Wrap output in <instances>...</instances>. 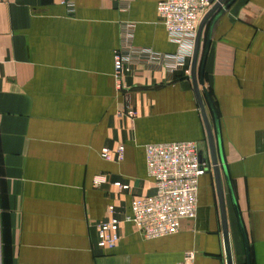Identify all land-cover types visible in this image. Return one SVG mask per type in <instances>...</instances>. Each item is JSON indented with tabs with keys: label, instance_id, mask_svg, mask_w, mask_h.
<instances>
[{
	"label": "crops",
	"instance_id": "1",
	"mask_svg": "<svg viewBox=\"0 0 264 264\" xmlns=\"http://www.w3.org/2000/svg\"><path fill=\"white\" fill-rule=\"evenodd\" d=\"M158 1L0 0V264H175L186 250L195 251L193 264H226L211 170L199 179L196 217L176 233L145 239L122 221L117 245L97 246L109 204L123 218L133 198L154 193L146 143L192 140L209 156L184 72L192 57L172 73L141 65L114 75L126 25L135 46L175 51ZM202 77L200 100L217 152L205 87L232 191L221 169L232 262H246L239 216L253 264H264V0H235L215 18ZM118 145L121 160L100 156Z\"/></svg>",
	"mask_w": 264,
	"mask_h": 264
},
{
	"label": "built area",
	"instance_id": "2",
	"mask_svg": "<svg viewBox=\"0 0 264 264\" xmlns=\"http://www.w3.org/2000/svg\"><path fill=\"white\" fill-rule=\"evenodd\" d=\"M218 0H160L156 12L164 25L169 40L175 44L173 52H158L150 47L135 46L133 31L122 27L119 46L113 51L114 75L133 73L141 65L160 68L168 73L184 69L186 61L193 55L197 29L202 16ZM71 10L72 5L68 4ZM184 72L189 75V69ZM132 114V111H129ZM146 175L154 185V193L138 196L131 200L130 212L119 218L115 206L109 204L110 214L96 224L97 246L101 249L114 248L119 239L120 223L130 222L145 239H154L176 233L183 219H193L197 213L200 176L212 170L210 158L192 140L146 143L143 146ZM123 145L111 151L104 147L100 156L105 160L123 158ZM104 181L95 177L97 186ZM119 189L128 188L119 181L113 183ZM195 251L186 250L182 259L175 264H193Z\"/></svg>",
	"mask_w": 264,
	"mask_h": 264
},
{
	"label": "water",
	"instance_id": "3",
	"mask_svg": "<svg viewBox=\"0 0 264 264\" xmlns=\"http://www.w3.org/2000/svg\"><path fill=\"white\" fill-rule=\"evenodd\" d=\"M234 1L235 0H218L202 16V18L199 22V25H198L197 34H196V38H195V45H194V51H193L192 60H191V70H190V78L192 80L196 94L199 98L200 111L202 113V116L204 118V121H205L206 127H207L209 158L211 160V163L213 164L212 171L214 174L216 189H217V194H218L220 218H221V223H222V237H223V245H224V251H225L226 264H233V262H232L231 251H230L228 225H227L225 206H224V196H223V191H222L221 171H220V167L218 164V161L221 163V165L223 163L222 151H221V139H220L219 126H218V116H217L214 105L212 104L205 87H202V91L208 99V103H209V106L211 108V111H212L213 117H214L215 130H216L215 134H216L217 149H218V151L216 152L214 135H213L212 129L210 127V124L208 123V121L206 119V115H205V112H204V109L202 106V102L200 100V92H199V88H198L197 74L199 73V84L203 85L204 84L203 83V77H202L203 76V67H204V60H205V56H206V52H207L208 44H209V40H210L211 26L213 25L215 18L220 13H222L225 8L229 7ZM207 23L209 24V30L206 34V39H205V43H204L203 51H202L203 32H204V28H205ZM201 52L203 53L202 57H201ZM200 57H201V61L199 64ZM222 169H223V173H224V176L226 179L228 189H229L230 194L232 196V193H231L232 191H231V187H230V183H229L228 174H227L225 167H223V165H222ZM234 202L235 201L233 200V204H234L235 209L237 211V207L235 205L236 203H234ZM238 221L240 224L241 234H242L243 241H244L246 263L251 264L249 243H248V239H247L246 233L243 229V226L241 224V220H240L239 216H238Z\"/></svg>",
	"mask_w": 264,
	"mask_h": 264
},
{
	"label": "rangeland",
	"instance_id": "4",
	"mask_svg": "<svg viewBox=\"0 0 264 264\" xmlns=\"http://www.w3.org/2000/svg\"><path fill=\"white\" fill-rule=\"evenodd\" d=\"M207 27H208V23L206 24V26H205V28H204V32H203V38H202V48H203V42H204V37H205V35H206V31H207ZM210 163H211V160H210ZM218 164H219V167L221 166V164H220V162L218 161ZM211 165H212V168H213V164L211 163ZM221 167H220V171H221ZM210 170H211V167H210ZM212 171V170H211Z\"/></svg>",
	"mask_w": 264,
	"mask_h": 264
},
{
	"label": "trees",
	"instance_id": "5",
	"mask_svg": "<svg viewBox=\"0 0 264 264\" xmlns=\"http://www.w3.org/2000/svg\"><path fill=\"white\" fill-rule=\"evenodd\" d=\"M249 249H250V247H249ZM250 261H251V264H253L252 259H251V250H250ZM244 264H247V263L245 262Z\"/></svg>",
	"mask_w": 264,
	"mask_h": 264
}]
</instances>
